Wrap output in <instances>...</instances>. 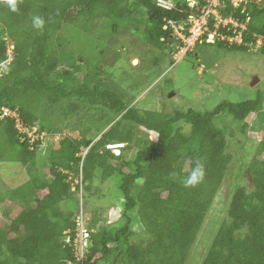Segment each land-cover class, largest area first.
I'll list each match as a JSON object with an SVG mask.
<instances>
[{"label":"trees","instance_id":"obj_1","mask_svg":"<svg viewBox=\"0 0 264 264\" xmlns=\"http://www.w3.org/2000/svg\"><path fill=\"white\" fill-rule=\"evenodd\" d=\"M173 1L171 10L157 6L156 0H19L16 12L0 4V64L8 60L6 36L13 46L0 76V107L15 109L27 127L40 119L38 132H59L58 125L84 108L102 111L99 120L106 115L112 123L95 141L85 132L79 138L63 137L40 166L38 151L44 141L31 140L18 131L13 118L0 116V161L20 162L29 175L0 193V204L19 207L9 221L0 223V264H75L79 207L90 230L83 264L186 263L232 159L227 135L244 134L252 114L259 119L253 127L264 128L261 95L240 102L225 99L207 110H142L118 94L99 65L82 74L85 63L69 57L64 66V40L58 35L63 23L89 31L105 19L113 33L123 25L137 29L144 24L145 41L173 57L183 40L173 37L166 21L186 19L193 11L189 0ZM69 9L72 16L66 18ZM222 14L246 23L243 43L213 44L247 50L261 35L264 54V6L252 2L241 11L229 4ZM34 16L45 21L42 30L33 27ZM219 30L232 34L231 28ZM146 131H154V139ZM105 137L106 142L125 143L118 155L104 147ZM131 145L135 150L127 155ZM197 159L204 164V179L186 188L183 180ZM240 169L250 182L236 183L226 218L201 264H264V129L253 156L241 161ZM73 177L80 183L73 186ZM108 179L117 183L122 208L120 218L107 223L103 208L89 204L102 197L99 185ZM134 217L146 238L140 236L138 224L132 226Z\"/></svg>","mask_w":264,"mask_h":264},{"label":"rangeland","instance_id":"obj_2","mask_svg":"<svg viewBox=\"0 0 264 264\" xmlns=\"http://www.w3.org/2000/svg\"><path fill=\"white\" fill-rule=\"evenodd\" d=\"M257 4L264 6V0ZM108 22L105 19L97 20L89 31L63 23L58 31V35L64 40L62 51L65 54H61L63 65L68 66L69 57H73L74 60L85 63L86 68L82 74L88 72L87 69L92 72L99 65L118 94L126 102L142 110L152 109L166 113L188 108L207 110L225 99L240 102L261 95L260 112H264V54L256 46V41L249 43L247 50L220 47L213 43H196L192 50H187L175 61L171 54L154 48L145 41L142 33L144 24L137 29L123 25L113 33ZM5 39L8 62L13 46L10 38L6 36ZM133 59L137 60L133 62ZM6 63L0 64V76L4 74ZM254 78L257 81L252 84ZM85 109H81L76 117L71 116L65 120L67 124L58 125L59 132H38L40 119L33 126H28V136L40 137L44 141L42 149L38 151L39 159L42 157L38 165H43L48 150L58 148L63 137L79 138L85 132L87 137H94L95 141L112 124L108 123L110 116L104 115L105 118L99 120L102 111ZM46 114L51 113L49 111ZM257 118V114L248 116L249 126L244 134L235 132L234 135L233 131L231 135H227V150L232 153V159L185 264H201L220 223L226 218V207L236 183L250 182L242 174L240 162L251 159L262 137L264 128L256 130L253 127L259 121ZM139 129L145 131L142 127ZM146 132L148 138L154 139V131ZM107 138H104L103 143H106ZM239 139L242 140L241 144L236 143ZM134 150L135 146L131 145L127 155H132ZM84 153L85 149L81 154ZM124 169L127 170V167ZM28 178V171L20 162L0 161V193L11 190ZM70 181L73 186L80 183V179L74 177ZM98 192L103 195L91 200L90 208H103V217L107 219V223L117 221L120 218L122 198L115 179L101 183ZM18 209L19 207L15 208L8 202L0 204V223L9 221V217L12 218ZM137 224L140 236L146 238L137 217H134L132 226Z\"/></svg>","mask_w":264,"mask_h":264},{"label":"built area","instance_id":"obj_3","mask_svg":"<svg viewBox=\"0 0 264 264\" xmlns=\"http://www.w3.org/2000/svg\"><path fill=\"white\" fill-rule=\"evenodd\" d=\"M258 1L260 0H205L203 4L198 5L195 1L190 0V6L193 7V11L186 19L179 21L168 19L166 21L165 27L170 28L178 39L183 40V45L179 47V50H176L173 56L174 60L176 61L178 57H182V55L187 50L193 48L196 43H201L203 41L213 43L215 40H224L230 44H242L243 30H246V23L239 22L231 15L224 16L222 14V9L230 4L233 8L240 7L241 11H243L250 3H257ZM156 4L166 10L175 8V2L173 0H156ZM223 27L231 28L232 34L222 33L219 29ZM262 39L263 37L261 35H256V46H261ZM251 43L253 44L254 42ZM0 113L1 117L9 116L13 118L18 131L28 136L30 129L22 122L15 109L1 106ZM20 137L22 140L24 139L22 135ZM28 137H30L31 140L35 139L32 136ZM124 146L125 143L120 141H109L104 143V147L112 151ZM86 221L87 216L83 212V209L79 207L78 215L75 218V235L73 238L76 256L75 264H83L85 252L89 247L90 230L86 226Z\"/></svg>","mask_w":264,"mask_h":264},{"label":"clouds","instance_id":"obj_4","mask_svg":"<svg viewBox=\"0 0 264 264\" xmlns=\"http://www.w3.org/2000/svg\"><path fill=\"white\" fill-rule=\"evenodd\" d=\"M18 3L19 0H0V4H6L13 12H16L18 10ZM188 3L190 5V0L188 1ZM44 23L45 21L40 16H34L32 18V25L36 29L42 30L44 27ZM120 149L121 148H119V150ZM194 165L195 166L192 168L191 172L183 180V184L186 188L194 187L200 182H202L204 179L205 176L204 164L199 159H197L194 161Z\"/></svg>","mask_w":264,"mask_h":264},{"label":"water","instance_id":"obj_5","mask_svg":"<svg viewBox=\"0 0 264 264\" xmlns=\"http://www.w3.org/2000/svg\"><path fill=\"white\" fill-rule=\"evenodd\" d=\"M71 16H72V11H71V9H69V10L67 11L65 17L68 18V17H71ZM134 60H137V59H133V62H134ZM255 81H257L256 78L253 79L252 84H253ZM113 152H114L116 155H118V154L120 153V150H119V149H115Z\"/></svg>","mask_w":264,"mask_h":264}]
</instances>
